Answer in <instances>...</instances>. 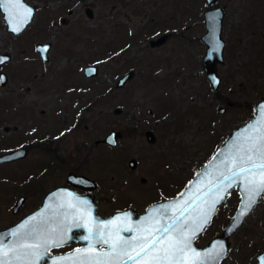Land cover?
<instances>
[{
	"label": "rangeland",
	"instance_id": "rangeland-1",
	"mask_svg": "<svg viewBox=\"0 0 264 264\" xmlns=\"http://www.w3.org/2000/svg\"><path fill=\"white\" fill-rule=\"evenodd\" d=\"M27 1L37 12L18 35L8 31L0 11V53L13 56L0 68L9 75L0 84V113L1 106L11 107L0 124V154L21 141L35 146L20 164L0 165V230L40 202L32 190L21 209L12 211L19 183L29 176L48 192L65 184L69 172L94 179L102 214L130 206L143 211L162 197L173 198L231 132L255 116L252 106L264 98V0H217L210 6L225 10V61L217 66L222 99L203 67L206 0H77L69 8L52 0L49 7L45 0ZM45 16L56 21L42 25ZM164 34L167 41L152 47ZM45 42L52 44L48 62L36 50ZM90 64L99 67L97 76H86ZM129 71L133 78L118 87ZM118 107L121 113H115ZM112 130L123 135L118 146L96 143ZM148 130L155 143L147 140ZM46 134L54 141L49 153L36 145ZM133 158L135 169L129 166ZM239 204L235 188L196 243L206 246L222 234ZM229 240L221 264L258 262L264 252V199Z\"/></svg>",
	"mask_w": 264,
	"mask_h": 264
},
{
	"label": "snow or ice",
	"instance_id": "snow-or-ice-1",
	"mask_svg": "<svg viewBox=\"0 0 264 264\" xmlns=\"http://www.w3.org/2000/svg\"><path fill=\"white\" fill-rule=\"evenodd\" d=\"M0 8L9 23L14 15L19 18L16 9L24 11L21 23L30 18L31 9L24 8L21 0H0ZM21 30L12 27L13 32ZM216 169L215 179L203 192L183 204L177 201L153 208L136 223L127 213L107 221L94 217L88 201L72 196L60 205L64 210L58 215L34 216L0 236V264H41L50 259L51 249L77 239L86 246L51 264H208L212 254L197 251L192 242L215 211L216 202L223 199L220 193L239 187L247 201L246 212L264 199V107L260 119L227 145ZM121 220L124 225L116 226ZM73 229L84 231L74 234Z\"/></svg>",
	"mask_w": 264,
	"mask_h": 264
},
{
	"label": "water",
	"instance_id": "water-1",
	"mask_svg": "<svg viewBox=\"0 0 264 264\" xmlns=\"http://www.w3.org/2000/svg\"><path fill=\"white\" fill-rule=\"evenodd\" d=\"M206 2L208 6H211L215 4L217 0H206ZM21 3L24 5V8L31 9L30 18L26 22H23V23H21L24 19L23 9H16L15 13L18 15L19 18L17 19L16 15H14L11 18L12 23H9V18L7 16V13L2 8H0L1 11L4 13L5 21L8 23V30L15 35L22 33L26 29V27L32 22L34 15H35V11H36V6L31 5L26 0H21ZM224 17H225V10L223 9V7H220V6L209 8L208 10H206L205 15H204L205 24H206V32L203 35V41L205 42L207 49H206V53L203 58V67H204V71L206 72L207 78L209 79L211 86L215 91H218L220 89V86L222 83V78L218 74L217 66L219 63H224L225 61L226 41L223 37ZM13 26H20L22 27V30L19 32H13L12 31ZM168 38H169V35L164 34L160 36L158 39H153L150 44L152 47L160 46L164 44ZM51 46L52 44L50 42L39 43L37 46V49L40 52L41 57L45 62L49 61V52L51 50ZM10 58L11 57L9 54H5V53L0 54V59L3 60V62L0 63V65L9 61ZM98 73H99V67L96 65L90 64L85 67V74L87 77L97 76ZM133 76H134V71H129L125 73L119 79L118 84H117L118 87H123L130 79L133 78ZM0 81L2 85L7 84L8 75L5 72L0 73ZM262 107H264V98H262L256 104V113H255L254 118H252L250 121H248L244 125L237 127L235 130L231 132L230 136L216 150L212 158L199 169L195 177L188 183V185L182 191L181 194H184V195L180 194L176 198H172V199L165 200L163 202L151 205L150 207H148V209L144 213L140 214L138 219L133 218V211L130 209L116 214L115 217L119 215L123 216L126 213L131 214V218L133 221L132 223H136L141 218L149 214L153 208H157L160 205L170 204V203H174L177 201H180L181 204H183V201L189 200L193 198L197 193L203 192L205 188L209 187L211 181L215 179V176L217 174L216 165H219L220 161L223 159V153L227 150V145L231 143L234 140V138H236L239 134H241L242 131L248 125L253 124L260 119V112H261ZM220 111L221 113H224L225 108H221ZM115 113H121V109L118 107L115 110ZM122 136L123 135L121 131L112 130L103 139L97 140L96 143L97 144L105 143V144L110 145L111 147H116L118 146L119 139H121ZM146 137H147V140L151 143H155L157 141V137L152 130H148L146 132ZM27 154H28L27 148L15 149V150L6 152L4 154H0V164L9 163V162L22 159L25 156H27ZM130 165L132 168H135L137 166V160L134 158L131 159ZM68 181L72 183L73 185L81 186L84 188H95L96 186L94 180L84 175L71 174L68 177ZM236 188L239 190L241 201H240L238 209L236 210L230 222L224 229L223 233L214 237L207 244V246H200L196 243L197 237L200 236L205 231V229L211 224L213 218L218 213L219 207L227 201L228 194L230 193L231 190L235 188L228 189L226 193L225 192L220 193L223 199H220L216 202L215 211L210 214V218L208 219L206 223L201 224L202 230L196 231L195 239L192 242L193 247L196 248V250L201 253H211L212 254V257L210 258L208 264H221L222 261L228 256L229 251H230L229 238L237 231V229L244 222L245 218L249 215V213L255 208V206L260 201L258 200V202L252 207L251 211L246 212L244 205L247 203V201L245 199L244 192L239 187H236ZM69 193H71L72 195L69 196L68 195ZM72 196L88 201V205L94 217H98L105 221L110 219L109 217L107 218L102 217V216L100 217L99 215L96 214V207L93 205L92 201L89 200V199L92 200V198L88 196L76 195L72 191V189L67 188V187H58L47 194L40 208H38L35 212L25 216L18 223L12 226H9L5 229H2L0 231V236H3L5 233L11 230H15L22 223H24L27 220H30L34 216L39 218L42 215L46 217L58 215L60 212L64 210L60 207V205L63 204L66 200H70ZM22 200L24 199H21L19 203L14 207V212H17V210H19L22 204ZM242 213L244 214L242 215ZM73 233H70V235ZM71 241H69L68 243H70ZM76 241H82V240L77 239ZM6 242H9V241H6ZM84 246H86V242ZM82 247H79V248H82ZM51 251L48 254L50 259H46L45 261H42L41 264H51V261L56 259L57 257L68 256L69 254L74 252L72 251V252L63 253V254L51 255ZM257 259H258L257 264H264V252L260 253Z\"/></svg>",
	"mask_w": 264,
	"mask_h": 264
},
{
	"label": "flooded vegetation",
	"instance_id": "flooded-vegetation-1",
	"mask_svg": "<svg viewBox=\"0 0 264 264\" xmlns=\"http://www.w3.org/2000/svg\"><path fill=\"white\" fill-rule=\"evenodd\" d=\"M27 1V0H26ZM53 2H55V3H57L59 6H63V7H65V8H69L68 7V3H71V2H73V1H77V0H52ZM28 2V1H27ZM50 2H51V0H45V3H46V6L47 7H49V4H50ZM29 3V2H28ZM31 4V3H30ZM31 5H34V4H31ZM36 6V11H35V14H36V12H37V5H35ZM71 9V8H70ZM70 9L68 10V12H69V15H72L73 14V11H70ZM0 11H1V9H0ZM2 12V11H1ZM3 13V12H2ZM87 15L90 17V18H92L93 16H94V13H93V10L92 9H90V8H88L87 9ZM34 17H35V15H34ZM46 17V19H45V23L43 22V23H40V24H42V25H45V26H50V21H56V19H53L52 18V20H50V18L48 17V16H45ZM3 19H4V13H3ZM34 19V18H33ZM4 21H5V19H4ZM33 21V20H32ZM63 24H68V22H69V18L68 17H62V19L60 20ZM6 22V21H5ZM6 24H7V28H8V23L6 22ZM27 28V27H26ZM9 31V30H8ZM10 32V31H9ZM13 34V33H12ZM15 35V34H14ZM18 35V34H17ZM37 46H38V44L36 45V50L38 51V49H37ZM51 48H52V46H51ZM39 52V51H38ZM40 53V52H39ZM0 54H3V53H0ZM5 54H8V53H5ZM10 55V60L9 61H11V59H12V55L11 54H9ZM40 57H41V54H40ZM41 59H42V57H41ZM49 59H50V56H49ZM43 60V59H42ZM9 61H7V62H5V63H3L4 65L5 64H7V63H9ZM3 64L2 65H0V68L3 66ZM25 71H26V69H24ZM1 72H5V71H1L0 70V73ZM6 73V72H5ZM7 74V73H6ZM25 74V73H24ZM8 75V74H7ZM8 81H9V75H8ZM0 84H1V81H0ZM2 85V84H1ZM4 86V85H3ZM1 105H3V104H1ZM7 109H9V111L11 110V107L10 106H1V113H0V124L5 120L6 121V118L5 119H3L2 118V116L3 115H5L4 114V111L5 110H7ZM20 108H18V109H16V111H17V114L18 113H21L20 111ZM7 115H9V114H7ZM13 115V114H12ZM11 115V116H12ZM8 120V119H7ZM5 130L6 131H9V127H6L5 128ZM17 131V130H16ZM47 135H50V134H46L45 136H42L43 138H44V140H43V142L42 143H38L37 141H36V145H39L41 148H42V150L41 151H45V152H47V153H49V149H50V146L48 145V144H52L54 141H53V139L51 138L50 139V137H48ZM26 136H28V135H26ZM37 137L38 136H41V135H36ZM37 137H35V138H37ZM21 139H23V138H21ZM26 140H28L27 138H26ZM22 148H27V150H28V154H27V156H25L24 158H22V159H19V160H16L15 162H12V163H16L17 165H18V163L19 162H21V161H23L24 159H26L27 157H28V155L29 154H32V151L35 149V146L34 145H32V144H28V143H25V142H23V141H21V143L18 145V146H16L15 148H10V150H8V151H6V152H9V151H12V150H15V149H22ZM5 152V153H6ZM4 154V153H3ZM52 159H53V157H52ZM137 160V159H136ZM130 161H131V159H130ZM130 161H129V166H130V168L131 169H135V168H132L131 167V165H130ZM11 163V162H10ZM2 164H4V163H1L0 165H2ZM20 164V163H19ZM137 165H138V160H137ZM44 174V173H43ZM71 174H76V175H84V174H80V173H77V172H69L68 173V175H67V180H66V183L68 182V184H60V185H58V186H56V187H53V188H51V189H49V191L51 192V190H54V189H56V188H58V187H67V188H70V189H72V191L76 194V195H79V196H88V197H90V198H92V200L91 199H89L90 201H92V203H93V205L96 207V214L97 215H99L100 217L102 216V217H105V218H107V217H109L110 219H113L114 217H115V215L116 214H118V213H120V212H123V211H127L128 209H130V210H132L133 211V218L134 219H138L139 218V216H140V214L141 213H144L147 209H148V207H150L151 205H153V204H157V203H160V202H163V201H165V200H168V199H170L169 197H162V199L160 200V201H157V202H154V203H152V204H150V205H148L143 211H139L138 209H136V208H134V207H132V206H130V207H126V208H124V209H117V210H114L113 212H111V213H109V214H102L101 212H99V204H98V201L95 199L96 197H95V191H93V190H95L96 189V187H97V182L94 180V179H92V180H94V182H95V184H96V186H95V188H84V187H81V186H77V185H73L72 183H70L69 181H68V177H69V175H71ZM84 176H86V175H84ZM88 177V176H87ZM90 178V177H89ZM142 180L143 181H145V178H142ZM23 182L25 183V184H23L22 182H20L19 183V188H18V197H17V201H16V203L14 204V207L19 203V201L21 200V199H24V200H22V204H21V206H20V208H19V210L21 209V207L24 205V203L27 201V199H28V194H27V192H29V191H32V190H35V191H37V194L40 196V202L33 208V209H31V208H29L28 210H27V212H25V214L24 215H22V216H20V218L16 221V222H19L20 220H22L25 216H27V215H29V214H31L32 212H34L37 208H39V206L42 204V199L44 198V196L46 195L47 196V194L49 193L48 191H46V189H45V191H42L43 190V182H41L40 180L39 181H37L38 182V188L35 186V184H36V180L35 179H33L32 180V178H30V176L27 178V179H25V180H23ZM23 193V194H21V193ZM48 192V193H47ZM31 193H33V192H31ZM181 192L179 191L178 193H177V195L176 196H178L179 194H180ZM46 196H45V198H46ZM176 196H172L173 198H175ZM44 198V199H45ZM72 198H70V200H71ZM40 204V205H39ZM38 206V207H37ZM14 207H13V213H17L19 210H17V212H14ZM135 211V212H134ZM120 216V215H119ZM16 222H14V223H16ZM133 222V221H132ZM14 223H12V224H14ZM11 224V225H12ZM124 225V221L123 220H121V221H117V225L116 226H123ZM10 226V225H9ZM84 230L83 229H75V230H73V232H74V234H79V233H81V232H83ZM123 235H128V233H122ZM85 245V242H83V241H76V240H72L70 243H68V244H66L64 247H62V248H53L52 249V251H51V254H62V253H68V252H72V251H74L75 249H77V248H79V247H82V246H84Z\"/></svg>",
	"mask_w": 264,
	"mask_h": 264
},
{
	"label": "trees",
	"instance_id": "trees-1",
	"mask_svg": "<svg viewBox=\"0 0 264 264\" xmlns=\"http://www.w3.org/2000/svg\"><path fill=\"white\" fill-rule=\"evenodd\" d=\"M206 8L208 9L209 8V6H206ZM137 10V9H136ZM127 32V31H126ZM138 39V37H134V38H132V37H130V40L131 41H136ZM216 94H217V96L219 97V98H223L222 97V94L218 91V92H216ZM255 105L254 106H252V110H254L255 111Z\"/></svg>",
	"mask_w": 264,
	"mask_h": 264
}]
</instances>
